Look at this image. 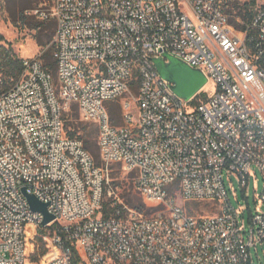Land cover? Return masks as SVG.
<instances>
[{
  "label": "built area",
  "instance_id": "obj_1",
  "mask_svg": "<svg viewBox=\"0 0 264 264\" xmlns=\"http://www.w3.org/2000/svg\"><path fill=\"white\" fill-rule=\"evenodd\" d=\"M36 14L57 22V85L34 56L0 93V264H253L249 237L264 243V212H251L247 231L225 174L245 195L252 167L264 178V7L244 30L223 0H53ZM165 53L201 70L214 92L179 97L154 64ZM74 105L98 126L102 166L66 130ZM114 164L156 208L150 215L125 205L103 217L104 200L122 203ZM26 194L55 219L43 226ZM182 201L221 210L196 215ZM37 235L47 253L34 261Z\"/></svg>",
  "mask_w": 264,
  "mask_h": 264
},
{
  "label": "rangeland",
  "instance_id": "obj_2",
  "mask_svg": "<svg viewBox=\"0 0 264 264\" xmlns=\"http://www.w3.org/2000/svg\"><path fill=\"white\" fill-rule=\"evenodd\" d=\"M33 1L34 8L27 9L25 11V15L27 16L35 15L36 10L39 8H46L49 10L51 9L53 3V0ZM233 1L245 3L249 0ZM261 7H264V0H257V5L254 7V12H256V10ZM22 15L20 0H0V35L4 37V40L0 39V44L11 46L13 51L22 59L34 56L40 57L42 52L41 47L38 46L36 40L34 39L35 30L31 29L28 25L24 26L22 24L20 21ZM237 22L241 24L243 23L240 18H237ZM55 82L57 85V78H55ZM203 89L209 93H213L215 87L214 84L209 81ZM136 92L137 89L133 88L132 94L135 95ZM204 96L205 95L202 93L201 97ZM84 122L95 130V136L97 140V124L88 121ZM92 156L95 162L100 164L99 166L103 165L100 151H98V149L95 154H92ZM110 167L112 168L110 170L111 185L114 188L115 194L119 200L130 209L129 213L150 215L152 213L151 211H148V213H140L136 208L139 206L140 200L145 202L148 207H150L152 203L146 202L144 200L136 188L132 175L124 172L120 165L114 164ZM254 172H256V174ZM225 183L232 205L236 209H245L244 218L241 216V222L242 226L245 227L247 231H250L249 218L251 212L255 213L256 210L264 212V204L258 200L259 194L262 192L264 186V178L262 173L255 166L252 167L248 195L244 194L238 178L235 175L228 177V175L225 174ZM182 203L188 211L196 215L217 214L221 210L220 204L213 201H182ZM248 206L250 210L247 208ZM34 244L36 249V240ZM250 252L253 264H264V243L258 242L257 246L253 245L250 247Z\"/></svg>",
  "mask_w": 264,
  "mask_h": 264
},
{
  "label": "trees",
  "instance_id": "obj_3",
  "mask_svg": "<svg viewBox=\"0 0 264 264\" xmlns=\"http://www.w3.org/2000/svg\"><path fill=\"white\" fill-rule=\"evenodd\" d=\"M33 2V0H20L21 11L23 14L20 21L24 26L28 25L31 29L35 30L34 39L38 46L41 47L42 52L40 59L44 66L54 75V78H56V61L53 57V40L56 34L57 22L54 18L41 19L38 14L31 16L25 15L27 9L34 8ZM223 4L224 12L228 15L230 23L233 24L237 30H244L246 25L250 24L254 18L256 13L254 12V7L257 5V0H249L245 3L233 0H223ZM237 18H240L243 23H238ZM0 39L4 40V37L0 35ZM262 66L264 67V60L262 61ZM22 72L23 59L13 51L11 46L0 44V93L8 89L13 80L18 79ZM133 88L138 90L137 82L134 83ZM109 106L113 115H119V105L117 103L112 102ZM114 122L117 124L121 122V119L115 118ZM66 130L69 136L82 139L85 147L90 153L95 154L97 149L99 151L95 130L85 124L80 117L78 107L75 105L66 112ZM97 165L99 166L100 164ZM124 206L125 205L122 203H115V200L110 198L104 200L103 217L109 218L116 214L117 211H123ZM136 208L140 213H148V211L153 212L156 210V208L148 207L142 200L139 201V206ZM44 232L45 229H41L39 234L41 235ZM40 235H37L35 238L36 249L32 256L34 261H38L41 256H44L47 253L46 243ZM74 259L76 262L78 261L76 250H74Z\"/></svg>",
  "mask_w": 264,
  "mask_h": 264
},
{
  "label": "water",
  "instance_id": "obj_4",
  "mask_svg": "<svg viewBox=\"0 0 264 264\" xmlns=\"http://www.w3.org/2000/svg\"><path fill=\"white\" fill-rule=\"evenodd\" d=\"M158 73L173 84L174 92L184 100L193 98L208 83L207 77L201 70L190 67L182 60L167 53L163 57L154 58ZM31 209L44 215L43 226L48 225L55 216L48 212V204L41 202L34 195L26 194ZM252 234V231H251ZM253 236L249 237L248 245L251 247Z\"/></svg>",
  "mask_w": 264,
  "mask_h": 264
}]
</instances>
